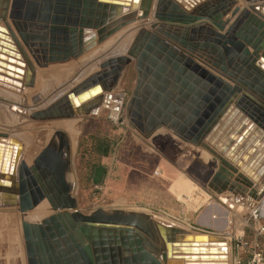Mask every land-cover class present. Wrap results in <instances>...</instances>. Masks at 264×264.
<instances>
[{
	"label": "water",
	"instance_id": "water-1",
	"mask_svg": "<svg viewBox=\"0 0 264 264\" xmlns=\"http://www.w3.org/2000/svg\"><path fill=\"white\" fill-rule=\"evenodd\" d=\"M134 25L141 29L126 55L101 62L100 71L31 119L98 116L101 95L120 86L134 64L135 87L120 125L128 123L147 140L167 130L204 149L218 161L211 189L261 203L264 0H0V88L18 95L34 89L37 70L78 60ZM97 90L102 94L94 104ZM19 100L0 90V101L17 106ZM0 140V208L18 207L24 218L47 201L52 211L39 223L22 220L28 264H205L224 258L210 255L215 245L201 243L206 236L155 222L146 212L84 214L68 182L73 160L64 132H56L32 166L21 142L7 134ZM105 175L97 168L93 184L102 185Z\"/></svg>",
	"mask_w": 264,
	"mask_h": 264
},
{
	"label": "rangeland",
	"instance_id": "rangeland-1",
	"mask_svg": "<svg viewBox=\"0 0 264 264\" xmlns=\"http://www.w3.org/2000/svg\"><path fill=\"white\" fill-rule=\"evenodd\" d=\"M240 5V7H246L243 2H240ZM134 32H129L126 37L123 35L124 30L78 60L53 65L46 70H37L35 88L27 89L24 94L17 95L20 97L17 106L0 101V134H7L22 142L23 159L30 166L34 164L35 159L47 147L50 140L56 136V132L61 131L49 126L58 122L74 123L75 121L74 127L78 133L74 137L75 141L72 140V144H75L72 145L73 196L84 214H90L97 209L153 212L144 207L157 204L154 203L156 196L148 180L150 177H155V171L166 164L175 166L185 174L193 173L200 179L204 191L212 192L209 183L213 173L218 169V161L210 154H206L204 149L184 143L167 130H162L147 140L128 123L117 127L112 126L101 111L98 116L80 117L70 121L38 122L31 119L34 111L45 108L49 103L69 92L75 85L100 71L101 62L119 57L124 52L127 53ZM135 81V66L132 64L128 67L120 84L128 90L129 96L135 87ZM13 108H17V112L13 113L14 111H11ZM90 136H104L115 142L114 151L104 164L108 173L103 184L98 187L93 185L94 176H91L90 181L88 179L89 153L84 152L85 147L79 151V143L82 140L87 143L86 149L91 147L88 139ZM183 181L184 190H195L188 180ZM177 193L183 196V191L178 190ZM207 199V195H203L201 199H194L193 193H189L188 199H180V201L189 206H195L206 202ZM165 201L166 199L161 198L160 207L164 208ZM44 203H47L52 212L49 203L47 201ZM258 204L259 212L262 214L264 200L261 203L257 202L253 209L242 210L241 219L234 233L208 236L209 241L225 242L230 254V264H236L239 260L246 261L249 258V252L242 249V244L250 245L258 240L253 228L259 225V222L252 218ZM22 218L18 207L0 208V264H28ZM154 219L166 225L187 229L192 233H201L192 230L171 214L154 212ZM260 223L264 225V217L260 219Z\"/></svg>",
	"mask_w": 264,
	"mask_h": 264
},
{
	"label": "crops",
	"instance_id": "crops-1",
	"mask_svg": "<svg viewBox=\"0 0 264 264\" xmlns=\"http://www.w3.org/2000/svg\"><path fill=\"white\" fill-rule=\"evenodd\" d=\"M106 160L107 159L104 160V164H106ZM104 168L106 169L107 175L108 169L105 166ZM159 170V177H150L151 180H148V184H151L155 193L154 195L156 196V202L154 203L157 204H155V206L144 207L153 212L171 214L191 229H199L214 236L230 235V232L231 234L234 233V229H236L237 224H239V219H241L240 215L242 214L238 208L234 207L236 206L235 197L231 193L225 191L220 194L213 189L210 190L212 192L206 193L197 176L193 173L190 175L185 174L170 164L161 166ZM215 172L213 173L211 180ZM183 180H188L194 186L195 190H184L185 188L182 186V182H184ZM178 190L180 192L183 191V196L177 193ZM189 193H193L194 199H201L203 198V195H207L208 199L206 202L195 206L181 203L180 199H188ZM161 198L166 199L164 202V208L160 207L161 205L159 204Z\"/></svg>",
	"mask_w": 264,
	"mask_h": 264
},
{
	"label": "built area",
	"instance_id": "built-area-1",
	"mask_svg": "<svg viewBox=\"0 0 264 264\" xmlns=\"http://www.w3.org/2000/svg\"><path fill=\"white\" fill-rule=\"evenodd\" d=\"M129 98L128 90L121 85L101 95L100 110L104 113L108 123L112 126L117 127L120 125V120L125 116ZM154 175L159 177L160 171L156 170ZM235 205L240 211H244V209H253L257 205V202L249 197H235ZM263 217L264 216L259 212L258 204V207L252 214V218H254L256 222H259V225L253 228L258 240L250 245L248 243L242 244V249L249 252V258L243 262L239 260L236 264H264V225L260 223V219ZM192 230L196 232L200 231V234L206 233L199 229L192 228Z\"/></svg>",
	"mask_w": 264,
	"mask_h": 264
},
{
	"label": "bare ground",
	"instance_id": "bare-ground-1",
	"mask_svg": "<svg viewBox=\"0 0 264 264\" xmlns=\"http://www.w3.org/2000/svg\"><path fill=\"white\" fill-rule=\"evenodd\" d=\"M239 5H240V3H239ZM238 5V6H239ZM240 7V6H239ZM240 8H242V7H240ZM228 19H231V16L229 15V16H227V18L225 19V21L226 20H228ZM151 22H145V26H147V27H149L150 25H151V23H153V17H151ZM139 29H141V26L140 27H138V26H131V27H129V28H127L126 30H125V33L123 34V35H126V34H128L129 32H134V36H133V39H134V37L136 36V34H137V32H138V30ZM123 32V31H122ZM126 37H127V35H126ZM133 39H132V41H133ZM132 41H131V43H132ZM131 43H130V45H131ZM130 45H129V47H130ZM129 49V48H128ZM127 52H128V50H127ZM125 53V52H124ZM122 54L121 56H123V55H126L127 53H125V54ZM204 62V61H203ZM200 65H202L201 63H199ZM100 67V66H99ZM95 74V73H94ZM76 86V85H75ZM0 90H2V91H5V92H8V93H10V94H13V95H15V96H17L18 94H15V93H13V92H11V91H6V90H4V89H1L0 88ZM25 90H27V89H24L23 91H22V93L21 94H24V91ZM102 94V91H99V90H97V91H95L92 95H91V102H93L94 104L95 103H97L98 101H99V98H100V95ZM33 109V108H32ZM17 108H13V109H11V111L13 112V113H15V112H17ZM33 110H35V109H33ZM32 110V111H33ZM74 123H75V121H74ZM74 123L73 122H58V123H54L55 125H53V126H49V127H51L52 129L54 128V129H59V130H61V131H63L66 135H67V137L69 138V140H70V144H71V148L73 149V146L75 145H73L72 144V140L73 141H75V136L77 135L76 133H78L76 130H75V127H74ZM52 124V123H51ZM41 125V124H40ZM42 127V126H41ZM48 127V126H47ZM55 134V133H54ZM15 137V136H14ZM74 138V139H73ZM50 139V138H49ZM51 141V140H50ZM0 142H3L2 140H0ZM20 142V141H19ZM22 143V142H21ZM23 145V144H22ZM73 145V146H72ZM75 148V147H74ZM73 151V150H72ZM206 154H207V152H206ZM13 155V152H12V154H11V156ZM209 156V155H208ZM73 179H74V175H73V173L72 174H70L69 176H68V182L70 183V184H72V185H74V182H72L73 181ZM264 200V199H263ZM263 200H262V202H263ZM131 211H134V210H131ZM49 212H50V209H49V207H48V205H47V203H42L36 210H34V212H32V213H28L27 215H25L24 216V218H23V220L24 221H27V222H30V223H39L40 221H41V219H43L45 216H47L48 214H49ZM135 212H137V211H135ZM261 212H262V215L264 216V208L263 209H261ZM146 214H149L150 216H152V218L154 219V214L153 213H150V212H146ZM154 221L155 222H158L156 219H154ZM159 223H161V222H159ZM193 236H206V238L204 239V240H202L201 241V243H214V245H215V248H213L212 249V252L210 253V255H212V256H224V258L223 259H221V260H217V259H212V260H210L209 261V259H207V260H205V261H203V262H206L205 264H208V262H212V264H230V254H229V250H228V248H227V245L225 244V242L224 241H221V240H219V241H209L208 240V236H213V235H210V234H195V233H191ZM214 237V236H213ZM192 242H194V241H192ZM222 249H224V251H220V250H222ZM188 262H199V261H195V260H192V261H188Z\"/></svg>",
	"mask_w": 264,
	"mask_h": 264
},
{
	"label": "trees",
	"instance_id": "trees-1",
	"mask_svg": "<svg viewBox=\"0 0 264 264\" xmlns=\"http://www.w3.org/2000/svg\"><path fill=\"white\" fill-rule=\"evenodd\" d=\"M88 139L90 141L91 147L86 149L87 143L85 140H82L79 143V151H81L85 147L84 152L89 153L87 169H88V179L90 181L91 176H95L96 169L100 167H104V163H103L104 160L111 157L115 148V142L109 139L108 137H104V136H90Z\"/></svg>",
	"mask_w": 264,
	"mask_h": 264
}]
</instances>
